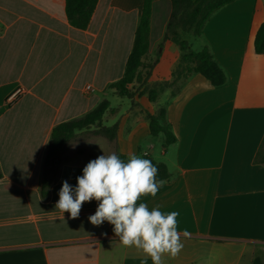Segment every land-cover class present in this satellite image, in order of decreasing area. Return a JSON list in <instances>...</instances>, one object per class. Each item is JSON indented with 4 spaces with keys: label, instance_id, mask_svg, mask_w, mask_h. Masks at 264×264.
<instances>
[{
    "label": "crops",
    "instance_id": "1",
    "mask_svg": "<svg viewBox=\"0 0 264 264\" xmlns=\"http://www.w3.org/2000/svg\"><path fill=\"white\" fill-rule=\"evenodd\" d=\"M142 5L98 0L80 29L67 20L64 0H0V264H140L143 253L122 246L111 224L89 221L97 201L83 202L76 218L55 207L64 181L75 186L89 161L117 150L169 169L156 196L141 198L149 209L179 212L183 247L175 257L165 254L164 264L264 262V164L256 161L264 139V53L254 47L264 0L223 6L198 36L181 31L190 46L197 37L199 50L209 49L225 74L223 85L190 73L177 81L181 88L168 86L151 101L146 90L172 82L181 57L179 46L165 39L171 0H155L142 58L153 64L151 74L130 85V104L110 101L106 112V126L118 124L116 139L85 132L68 142L49 198L41 196L52 128L108 93L117 95L109 84L123 76ZM16 88L24 94L7 104ZM164 92L171 97L164 108L176 142L164 148V136L160 148L146 113L163 107L158 97Z\"/></svg>",
    "mask_w": 264,
    "mask_h": 264
},
{
    "label": "trees",
    "instance_id": "2",
    "mask_svg": "<svg viewBox=\"0 0 264 264\" xmlns=\"http://www.w3.org/2000/svg\"><path fill=\"white\" fill-rule=\"evenodd\" d=\"M154 1L143 0L132 50L127 58L123 76L109 84V88L114 89L120 97L133 98L135 90L130 88V85L134 81L141 82L143 76L147 79L151 74L153 64L146 66L142 58L149 48L150 17ZM233 1L235 0H171V14L165 32V39H170L179 46L181 57L178 67L173 71L172 82L146 90L151 101L157 99L159 92L166 88L167 84H173L192 72L200 73L213 86H221L225 83V74L214 60L209 49L204 47L199 51L193 50L190 44L182 38L181 31L191 32L194 36L200 35L209 18L217 10ZM64 2L69 23L80 29L87 28L98 0H64ZM254 47L257 53H264V22L256 33ZM141 69H144L143 75ZM109 107L110 101L104 98L83 115L60 122L52 128L43 160V174L40 185V193L43 199L49 198L50 186L57 174L60 151L68 142L85 132L102 135L110 140L116 139L118 124L106 126L102 123L103 116ZM146 116L149 120L151 134L156 136L162 133L165 136L164 148L176 142L171 126L166 122V109L164 107H161L156 114L147 112ZM92 127L94 128L92 129ZM116 154L121 159H127L128 157L118 150ZM144 158L152 160L158 167V180L165 181L170 178L171 174L165 163L158 162L149 156ZM256 161L264 164V139L256 155ZM2 176L0 169V178ZM253 264H264V262L256 257Z\"/></svg>",
    "mask_w": 264,
    "mask_h": 264
},
{
    "label": "clouds",
    "instance_id": "3",
    "mask_svg": "<svg viewBox=\"0 0 264 264\" xmlns=\"http://www.w3.org/2000/svg\"><path fill=\"white\" fill-rule=\"evenodd\" d=\"M157 174L158 167L141 155L130 153L121 159L116 153L103 154L83 167L75 186L63 182L55 207L76 218L83 202L97 201L95 213L88 217L93 225L111 224L122 246L143 253L140 264H148L149 259L152 264H164V255L175 257L183 244L177 230L179 212L149 209L141 200L156 196L163 184ZM182 235L189 233L185 230Z\"/></svg>",
    "mask_w": 264,
    "mask_h": 264
},
{
    "label": "rangeland",
    "instance_id": "4",
    "mask_svg": "<svg viewBox=\"0 0 264 264\" xmlns=\"http://www.w3.org/2000/svg\"><path fill=\"white\" fill-rule=\"evenodd\" d=\"M190 43H191V46H192V48L194 50H199L200 49L199 48L200 47L199 39L197 37H191L190 38ZM197 74L198 73H195V72H192L191 73V75H197ZM166 86L167 87L170 86L173 89V91H175L179 85H178V82H175V83L170 84V85L167 84ZM179 87L181 88L182 86L180 85ZM138 90H140V87H139ZM173 95H175V93L172 94V96ZM105 98L108 99L109 101H111L113 104L116 102V100H123L124 102H128L130 104V101L128 100V98H126V97H120L118 95H115V97H114L112 93H108ZM158 98H159V103L164 107L165 106V103H167L168 100L171 97H170V94L169 93L166 94L164 92V93H161ZM103 120H104V124L107 125V113L104 115ZM166 122L169 124V122L167 120H166ZM158 138H159L158 144H159V146L161 148L162 147V141L164 140V135L163 134H159Z\"/></svg>",
    "mask_w": 264,
    "mask_h": 264
},
{
    "label": "built area",
    "instance_id": "5",
    "mask_svg": "<svg viewBox=\"0 0 264 264\" xmlns=\"http://www.w3.org/2000/svg\"><path fill=\"white\" fill-rule=\"evenodd\" d=\"M86 89L89 90L90 86L87 85ZM25 90L23 88H16L11 94H9L5 100V102L7 104H11L13 102H15V100L21 96L22 94H24Z\"/></svg>",
    "mask_w": 264,
    "mask_h": 264
}]
</instances>
